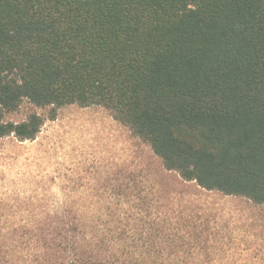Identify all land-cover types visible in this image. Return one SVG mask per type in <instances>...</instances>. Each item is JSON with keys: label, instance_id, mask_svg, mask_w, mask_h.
I'll use <instances>...</instances> for the list:
<instances>
[{"label": "trees", "instance_id": "trees-1", "mask_svg": "<svg viewBox=\"0 0 264 264\" xmlns=\"http://www.w3.org/2000/svg\"><path fill=\"white\" fill-rule=\"evenodd\" d=\"M24 100L103 107L166 170L264 206V0H0V139L41 133L5 122ZM81 237L54 264H139Z\"/></svg>", "mask_w": 264, "mask_h": 264}, {"label": "rangeland", "instance_id": "rangeland-1", "mask_svg": "<svg viewBox=\"0 0 264 264\" xmlns=\"http://www.w3.org/2000/svg\"><path fill=\"white\" fill-rule=\"evenodd\" d=\"M50 112L24 100L5 115L46 121L34 141L0 139L1 263L71 261L59 245L74 230L120 262L264 264V206L166 170L103 107L65 106L56 120Z\"/></svg>", "mask_w": 264, "mask_h": 264}]
</instances>
